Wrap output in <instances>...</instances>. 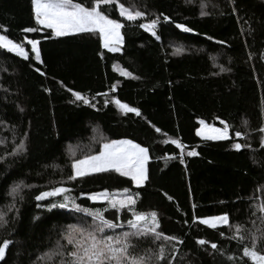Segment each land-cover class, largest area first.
Segmentation results:
<instances>
[{
	"label": "trees",
	"instance_id": "1",
	"mask_svg": "<svg viewBox=\"0 0 264 264\" xmlns=\"http://www.w3.org/2000/svg\"><path fill=\"white\" fill-rule=\"evenodd\" d=\"M76 2L92 7L95 0ZM120 2L146 15L129 23L119 16L115 4L101 5L110 18L125 25L120 51L108 52L96 34L54 37L50 29L35 23L31 0H0V34L22 43L28 53L25 60L0 49V157H5L0 161V211L6 212L13 203L8 195L12 185L23 181L33 186L22 189L23 199L16 197L7 226L0 228V242L13 241L0 264H50L37 257L55 246L68 224L92 223L90 217L66 209L49 210L48 205L61 202L63 196L35 200L40 192L60 186L71 189L67 195L87 208L106 205L93 204L81 193L124 188L138 193L135 210L155 211L158 231L183 241H134L142 255L165 244L166 258L160 264L170 259L173 264H250L242 249L252 247L250 233L259 236L257 229H264L257 207L264 203L260 146L264 133L259 131L264 127V0ZM202 11L207 15L202 16ZM151 19H159V39L137 26ZM177 23L191 31H181ZM29 27L37 30L22 31ZM26 39L39 42V62ZM176 45L182 49L179 53ZM120 69L138 79L120 75ZM72 91L86 96L95 107L77 101ZM113 98L137 108L140 115L122 113L111 103ZM201 119L214 126L224 121L229 138L202 140L196 135ZM237 131L244 138L237 139ZM94 138L97 143H90ZM21 139L25 151L8 156ZM124 139L149 150L143 186L135 187L115 172L67 179L73 159L97 152L102 142ZM170 139L181 141L183 153L164 143ZM235 143L247 146L237 151ZM76 144L88 149L68 153V147ZM192 150L197 155L190 157L187 152ZM225 213L231 224L244 226L242 243L231 238L235 230L228 226L209 229L193 223L194 216ZM104 215L122 225L106 234L129 230L127 210L121 211L118 221L115 210ZM197 239L216 243L218 249L197 245ZM256 251L264 253V239Z\"/></svg>",
	"mask_w": 264,
	"mask_h": 264
},
{
	"label": "snow or ice",
	"instance_id": "2",
	"mask_svg": "<svg viewBox=\"0 0 264 264\" xmlns=\"http://www.w3.org/2000/svg\"><path fill=\"white\" fill-rule=\"evenodd\" d=\"M123 20L129 23H136L145 17V13L136 10L133 7L125 6L120 0H95L92 7H88L76 0H31L32 12L35 23L44 29H50L53 36H67L81 33L99 34L101 47L107 49L108 52L120 51V46L123 44L122 29L125 27L120 21L110 18L105 12L101 10V5H113ZM201 15H207L201 12ZM165 22L169 21L168 16L163 17ZM159 19H151L149 22L138 23V27L143 31L151 34L159 39L156 32ZM176 28L183 32L191 31L190 28L183 24L177 23ZM37 29L25 28L23 32H33ZM26 43L31 46L32 53L35 54V60L40 61V52L38 50V41L35 39H26ZM0 49L6 50L17 57L28 59V53L22 46V43H17L7 35H0ZM182 49H175L179 53ZM114 70H116L114 68ZM226 69L221 68L220 71ZM120 75L124 77H131L138 79L132 73L120 69ZM40 75H44L43 72ZM115 85L112 86V91H115ZM107 95V94H103ZM72 96L77 101H83L84 104L90 107H95L89 104L86 96L78 92L72 91ZM107 103V101H106ZM122 113H133L137 116L140 112L137 108L131 107L126 103L113 98L111 101ZM23 111V109H21ZM200 127L196 130V135L205 141H221L229 138V127L224 121H220L224 125L223 128L214 127L207 124L204 120L198 121ZM247 123V122H245ZM157 132L160 129H156ZM264 133V127L259 129ZM27 133H25V137ZM237 139L244 138V134L237 131L235 133ZM164 143L174 145L176 149L183 153L184 145L178 139L165 140ZM3 144V141H0ZM247 145L235 143L233 147L239 151ZM264 148V138L261 139V145ZM25 140L21 139L18 144H15L8 156L15 157L25 151ZM74 155V154H73ZM188 156H195L197 152L192 150L187 152ZM5 157H0V161ZM149 159V150L142 147L132 140H112L102 142L100 144L99 152L97 154L85 155L82 158L73 159L71 162L72 174L68 176L69 181H75L78 178L91 175L94 173H110L115 172L121 177H127L131 180L135 187L144 185L147 179L145 164ZM181 162L183 163V155H181ZM25 187H33L32 185H25L23 181L15 183L10 187L8 195L13 198V203L7 205V211H0V228L7 226L8 212L15 209V199L19 197L21 200L22 189ZM71 189L67 187H52L48 191H42L35 196L36 201H42L49 197L63 196L59 203H51L48 205L49 210L54 208L66 209L71 212L82 214L84 217H90L92 223L87 221L77 224H68L67 229L60 233V239L55 242V246L37 257L40 261L50 262V264H160L166 258L165 244H160L159 247L153 251L146 249L142 255L136 251L137 244L134 241H139L142 238H150L152 243L158 241L174 242L175 244H182L183 241L175 236H168L158 231L159 220L158 214L155 211L149 213L138 212L135 210V205L139 199L138 193H132L128 188L117 191H109L107 189L96 193H81V196L86 198L93 204L106 205L102 208H87L76 202L74 198L67 195ZM171 200V197H169ZM38 207L40 205H37ZM260 213L261 223H264V203L257 206ZM109 210H115L117 221L120 219L122 210H127L131 218L127 220V231H121L115 235L106 234V230H114L122 227L119 223L113 222L105 217L104 213ZM18 211V210H17ZM255 215V213H253ZM198 221L199 224L205 225L209 229H217L221 226H228L234 229L232 239L243 242L244 226L242 224H231L227 213L212 216V217H193V223ZM260 235L250 233L252 240V247H243V256L248 258L250 264H264V253L256 251L258 242L264 239V229H257ZM223 236L224 234L221 233ZM63 241V243H61ZM13 243L12 240L4 239L0 242V260H4L6 251ZM197 245L209 244L204 239H197ZM210 248L214 251L218 249L216 243H210ZM223 254V253H221ZM174 258L177 255V250L172 249L171 253ZM212 255V253H209ZM232 259V257H228ZM168 264H173L172 260Z\"/></svg>",
	"mask_w": 264,
	"mask_h": 264
},
{
	"label": "rangeland",
	"instance_id": "3",
	"mask_svg": "<svg viewBox=\"0 0 264 264\" xmlns=\"http://www.w3.org/2000/svg\"><path fill=\"white\" fill-rule=\"evenodd\" d=\"M0 35H2V34H0ZM96 35L99 37V34L98 33H96ZM54 37H57V36H54ZM30 46V45H29ZM121 47V46H120ZM175 47V49H177V48H180L181 49V47H179V46H174ZM30 48H31V46H30ZM105 49V48H104ZM105 50H107V49H105ZM35 55V54H34ZM208 124V123H207ZM209 125H212V124H209ZM212 126H214V125H212ZM199 127H200V125H199ZM214 127H218V128H223L224 127V125L223 124H221V126H214ZM97 132H95V134L94 135H97L96 134ZM93 141L95 142V143H97V140H96V138H94L90 143H93ZM81 148H87L88 149V146H85V144L83 145V144H76V145H73V146H70V147H68V150H67V152L68 153H74L75 151H78V150H80ZM99 148H100V145H99ZM87 149H85V150H87ZM99 152V150L97 151V152H95V153H90V154H97ZM79 153H81V152H79ZM79 153H78V155H79ZM77 155V156H78ZM87 155H89V154H87ZM147 163V162H146ZM145 169H146V164H145Z\"/></svg>",
	"mask_w": 264,
	"mask_h": 264
}]
</instances>
